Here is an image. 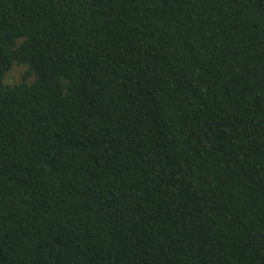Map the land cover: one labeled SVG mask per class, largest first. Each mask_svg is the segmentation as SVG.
Segmentation results:
<instances>
[{"label":"trees","instance_id":"obj_1","mask_svg":"<svg viewBox=\"0 0 264 264\" xmlns=\"http://www.w3.org/2000/svg\"><path fill=\"white\" fill-rule=\"evenodd\" d=\"M0 264H264V0H0Z\"/></svg>","mask_w":264,"mask_h":264},{"label":"rangeland","instance_id":"obj_2","mask_svg":"<svg viewBox=\"0 0 264 264\" xmlns=\"http://www.w3.org/2000/svg\"><path fill=\"white\" fill-rule=\"evenodd\" d=\"M25 72V68L22 65H16L13 70H11L6 77V81L8 83L17 82L22 78L23 73Z\"/></svg>","mask_w":264,"mask_h":264}]
</instances>
